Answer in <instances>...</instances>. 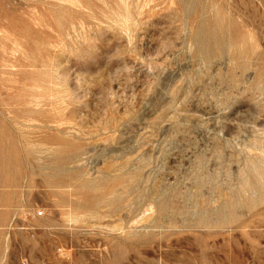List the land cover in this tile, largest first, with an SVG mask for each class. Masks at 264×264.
<instances>
[{
  "label": "rangeland",
  "instance_id": "1",
  "mask_svg": "<svg viewBox=\"0 0 264 264\" xmlns=\"http://www.w3.org/2000/svg\"><path fill=\"white\" fill-rule=\"evenodd\" d=\"M0 32V264H264V0H0Z\"/></svg>",
  "mask_w": 264,
  "mask_h": 264
},
{
  "label": "bare ground",
  "instance_id": "2",
  "mask_svg": "<svg viewBox=\"0 0 264 264\" xmlns=\"http://www.w3.org/2000/svg\"><path fill=\"white\" fill-rule=\"evenodd\" d=\"M121 1V0H120ZM149 2V1H148ZM144 3V2H143ZM146 3V2H145ZM140 4H141V1H140ZM126 7V6H125ZM124 7V8H125ZM125 14V13H124ZM118 15V14H117ZM123 16V15H122ZM125 18V17H124ZM128 18V17H127ZM126 21H127V19H126ZM126 21H124V22H126ZM4 30V29H3ZM5 32L7 31V30H4ZM1 33V32H0ZM7 33V32H6ZM8 35V34H7ZM9 36V35H8ZM1 38H2V36H1ZM14 40V39H13ZM6 41V40H5ZM22 42V41H21ZM24 42V41H23ZM9 43V42H8ZM2 44H5V42L4 43H2ZM18 44H19V42H18ZM4 46V45H3ZM12 48H14V47H12ZM19 48V47H18ZM17 49V48H16ZM24 49V48H23ZM15 50V49H14ZM5 51V50H4ZM7 51V50H6ZM5 51V52H6ZM10 50H8V52H9ZM19 51H21V49L19 50ZM23 52H25V51H23ZM16 53V52H15ZM20 53V52H19ZM9 54V53H8ZM26 54V53H25ZM11 55H12V53H11ZM22 55H24V54H22ZM9 56V55H8ZM13 56V55H12ZM15 56V55H14ZM13 56V57H14ZM6 59H8V58H6ZM15 60V59H14ZM31 60V59H30ZM37 60V59H36ZM36 60H34V61H36ZM3 61V60H2ZM7 62H8V60H7ZM15 62V61H14ZM10 64V63H9ZM1 65V64H0ZM15 65V64H14ZM16 66V65H15ZM1 67H2V65H1ZM8 67V66H7ZM37 86V85H36ZM39 86V85H38ZM36 88L37 87H35V90H36ZM34 90V91H35ZM40 94V93H39ZM37 97V96H36ZM43 98V97H42ZM35 99V98H34ZM45 99V98H44ZM38 103V102H37ZM40 103V102H39ZM44 103V102H43ZM36 104V103H35ZM35 107H37V106H35ZM28 115V114H27ZM57 176H59V175H57ZM61 178V177H60ZM56 179V178H55ZM62 179V178H61ZM62 181H64V180H62ZM69 182V181H68ZM72 182V181H71ZM65 183H67V182H65ZM76 183V182H75ZM78 183V182H77ZM50 184H52V183H50ZM70 184H72L73 185V183H70ZM79 184V183H78ZM80 184H81V182H80ZM67 185V184H66ZM75 185H77V184H75ZM60 186V185H59ZM53 187V186H52ZM68 187H69V185H68ZM74 187V186H73ZM53 188H55V187H53ZM62 188V187H61ZM64 189V188H63ZM70 189V188H69ZM84 189V188H83ZM124 189V188H123ZM78 190V189H77ZM81 190V189H80ZM58 191V190H57ZM84 191V190H83ZM69 192V191H68ZM82 191H80V193H81ZM79 193V192H78ZM107 193V192H106ZM105 193V194H106ZM111 193V192H110ZM95 197V196H94ZM99 199V198H98ZM90 200H91V198H90ZM94 200H96L95 198H94ZM115 200V199H114ZM116 200H119V199H117L116 198ZM100 201V200H99ZM79 202V201H78ZM77 202V203H78ZM92 202V201H91ZM109 202V201H108ZM83 203V202H82ZM89 203V202H88ZM96 204V202L94 203V205ZM70 205V204H69ZM82 205V204H81ZM87 206H88V204H86ZM72 206V205H71ZM89 206L91 207L92 205L91 204H89ZM94 207V206H93ZM112 207V206H111ZM85 208V207H84ZM72 209V208H71ZM76 209V208H75ZM82 209V208H81ZM76 211V210H75ZM72 212H73V210H72ZM78 212V211H77ZM74 213V212H73ZM79 213H81V212H79ZM221 214H222V212H221ZM78 215V214H77Z\"/></svg>",
  "mask_w": 264,
  "mask_h": 264
}]
</instances>
